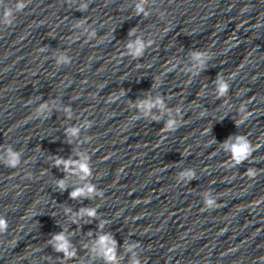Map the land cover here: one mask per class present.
I'll list each match as a JSON object with an SVG mask.
<instances>
[{
  "label": "clouds",
  "instance_id": "clouds-1",
  "mask_svg": "<svg viewBox=\"0 0 264 264\" xmlns=\"http://www.w3.org/2000/svg\"><path fill=\"white\" fill-rule=\"evenodd\" d=\"M30 2V0H12V3L9 4L7 7L4 6L3 0H0V8H3V11L0 12V24H3L5 26H11L13 25L15 18H16V13L18 12H22L24 10V8L27 7V3ZM145 3L146 0H141L140 3L136 4V13L137 15H143L144 17H147L150 15V12L146 9L145 7ZM14 5V6H13ZM88 8V4H82L79 6L78 10L80 11H86ZM83 23L80 22V24H78L77 26L79 27L81 24ZM135 29L131 30L129 32V35H133L134 34ZM90 35H95V33H91ZM90 38V37H89ZM151 46V42L148 43H144L141 40H137L135 42V44H129L128 48L129 49H133L132 55L136 58H140L143 56L146 48ZM201 53H197L195 54V58L197 60H201ZM58 64H70L71 60L65 56H61L58 60H57ZM201 64H203V61L201 60ZM173 69H169V71H172ZM231 79V78H230ZM229 91V85L226 82H219V88L218 91L216 93L217 98H221V97H225L227 96ZM139 108L143 111H145V114H147V111L151 110L153 107H159L161 109L164 108V102L162 99L157 98L154 102H150V101H144L141 104L138 105ZM66 111L70 112V109H66ZM50 112V108L47 104H44L40 107V109L38 110V113H44L45 115H47ZM240 112L243 114L246 112V105L242 104L240 107ZM251 115V113H247V115H243L242 118L239 120L238 125L241 123H244L245 120L248 118V116ZM88 127H91V123L87 124ZM179 127V124L177 122V120L175 119H171L167 122V124L165 125V128L167 130L170 131H175L176 128ZM70 134L73 136H76L79 132L78 128H72L69 130ZM230 140L232 139L231 137L229 138ZM225 144L228 146V150L230 152V162H231V166L235 167L238 164L243 163L244 161L248 160L253 151H255L252 143L248 140V138L245 135H241V136H237L235 137V141L233 143H231L230 145H228V142L226 141ZM0 160H3V162L6 164L7 167L9 168H17L21 165V159H20V153L18 151H14L11 148H8L6 150V159L3 157H0ZM56 166H60L63 165L64 168H69L71 161H64L60 158H57L54 161ZM78 167L80 169H82L83 173H89V167L86 164H80L78 165ZM251 171H249V175H251ZM183 175L188 176L190 179L195 178V174L193 171L189 170L187 172H185ZM57 187L61 190L64 191L65 190V183L63 180H60L57 182ZM95 186L94 185H88L86 188H81V189H74L69 195L70 198L72 199H77L81 196L87 195V194H91L93 192H95ZM102 194V193H101ZM204 208L203 210L205 211H209L211 209H215L217 207H219L220 205H216L215 202L213 200H205V202L203 203ZM87 215L89 217H95L96 216V209H87L85 210ZM8 231V221L4 216H0V233H6ZM55 241H57L56 245H55V249L56 251H62L65 252L68 256H72L71 252H68V243L65 240V237L62 233L55 235L54 237ZM108 240V237H102L101 238V244L105 245V250L107 252V260L109 262H113L115 261V254H114V247L113 248H109L107 247V245L105 244V241ZM114 241H112V244L114 245ZM134 264H139L138 261L134 262Z\"/></svg>",
  "mask_w": 264,
  "mask_h": 264
}]
</instances>
